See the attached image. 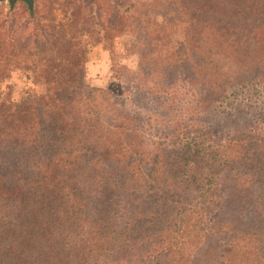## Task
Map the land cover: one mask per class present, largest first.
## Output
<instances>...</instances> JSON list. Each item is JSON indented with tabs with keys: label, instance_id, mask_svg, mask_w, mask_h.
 <instances>
[{
	"label": "trees",
	"instance_id": "trees-1",
	"mask_svg": "<svg viewBox=\"0 0 264 264\" xmlns=\"http://www.w3.org/2000/svg\"><path fill=\"white\" fill-rule=\"evenodd\" d=\"M229 19L252 21L257 47L227 70L211 57L226 38L131 23V112L71 43L32 59L44 94L0 92V264H264V17ZM22 50L0 37V81Z\"/></svg>",
	"mask_w": 264,
	"mask_h": 264
},
{
	"label": "rangeland",
	"instance_id": "rangeland-1",
	"mask_svg": "<svg viewBox=\"0 0 264 264\" xmlns=\"http://www.w3.org/2000/svg\"><path fill=\"white\" fill-rule=\"evenodd\" d=\"M264 0H35L32 8L22 1L0 2V37L9 43L23 47L19 55L8 53L13 68L10 76L0 81V92L22 102L34 94H44L46 84L40 79V67L36 60L47 67L48 57L61 58L55 49L66 43L82 47V58L92 86L110 90V97L120 104L126 103L125 112L138 107L134 95V83L139 75V54L132 52L130 43L137 37L128 33L131 23L141 31L168 22L167 31L175 43L185 40V32L199 34L203 46L207 41L225 39L226 45H217L213 61L223 70L230 65L249 61L256 46L249 32L252 21L229 19L236 12L264 17V8L253 11L250 3ZM126 4H131L127 16L122 15ZM121 5V6H120ZM254 7V6H253ZM31 9V10H29ZM134 11L137 13L134 14ZM167 18V19H166ZM234 22V23H233ZM236 24V25H235ZM234 25L244 30L233 29ZM224 31L226 33H224ZM208 39V40H207ZM227 39L237 43L238 58L232 62L226 58ZM241 39V43L238 42ZM173 42V43H174ZM219 49V50H218ZM228 51V50H227ZM223 53V54H222ZM14 54V55H13ZM29 57V58H27ZM44 59V60H43ZM239 65V64H238ZM237 65V66H238ZM143 105V103H142ZM144 107L155 111L156 107L144 100ZM179 108V106H177ZM2 252V251H0Z\"/></svg>",
	"mask_w": 264,
	"mask_h": 264
},
{
	"label": "water",
	"instance_id": "water-1",
	"mask_svg": "<svg viewBox=\"0 0 264 264\" xmlns=\"http://www.w3.org/2000/svg\"><path fill=\"white\" fill-rule=\"evenodd\" d=\"M16 1H22L26 3L29 8H32L35 4V0H0V2H10L11 4L15 3Z\"/></svg>",
	"mask_w": 264,
	"mask_h": 264
}]
</instances>
